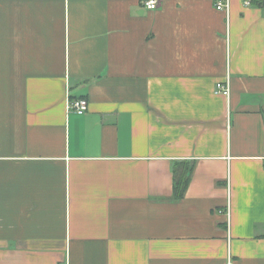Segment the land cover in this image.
Here are the masks:
<instances>
[{
  "label": "crops",
  "instance_id": "crops-1",
  "mask_svg": "<svg viewBox=\"0 0 264 264\" xmlns=\"http://www.w3.org/2000/svg\"><path fill=\"white\" fill-rule=\"evenodd\" d=\"M144 1L0 0V264H264V0Z\"/></svg>",
  "mask_w": 264,
  "mask_h": 264
},
{
  "label": "built area",
  "instance_id": "built-area-1",
  "mask_svg": "<svg viewBox=\"0 0 264 264\" xmlns=\"http://www.w3.org/2000/svg\"><path fill=\"white\" fill-rule=\"evenodd\" d=\"M145 7L148 9H154L157 5V0H145ZM217 9H228V0H217L216 1ZM215 92L219 94H223L225 96H229L230 93V85L229 80L219 81L215 84ZM66 108L69 111H72L76 114H83L86 112L88 108V100L84 97L79 98H69L67 99Z\"/></svg>",
  "mask_w": 264,
  "mask_h": 264
},
{
  "label": "trees",
  "instance_id": "trees-1",
  "mask_svg": "<svg viewBox=\"0 0 264 264\" xmlns=\"http://www.w3.org/2000/svg\"><path fill=\"white\" fill-rule=\"evenodd\" d=\"M192 170L193 164L187 160H176L173 162V183L171 195L173 200H179L184 196L185 190L190 181Z\"/></svg>",
  "mask_w": 264,
  "mask_h": 264
}]
</instances>
